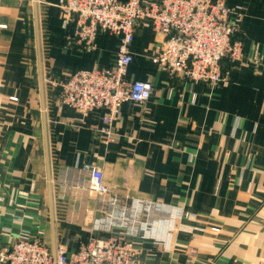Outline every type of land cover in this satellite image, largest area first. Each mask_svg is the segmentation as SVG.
Instances as JSON below:
<instances>
[{"label": "crops", "instance_id": "0c3cea01", "mask_svg": "<svg viewBox=\"0 0 264 264\" xmlns=\"http://www.w3.org/2000/svg\"><path fill=\"white\" fill-rule=\"evenodd\" d=\"M59 1L0 6V250L29 236L71 255L106 239L92 230L110 212L97 195L56 202L52 189L88 181L84 169L96 167L121 207L144 200L182 211L181 220L161 215L169 221L144 229L134 245L141 264H264V0H227L233 18H243L244 54L258 64L223 62L228 81L216 86L154 65L157 35L138 25L126 80L150 82L153 95L143 106L123 105L112 141L102 133L105 111L82 118L44 93L42 68L62 81L105 70L120 45L99 34L95 51H83Z\"/></svg>", "mask_w": 264, "mask_h": 264}, {"label": "built area", "instance_id": "2783aa9c", "mask_svg": "<svg viewBox=\"0 0 264 264\" xmlns=\"http://www.w3.org/2000/svg\"><path fill=\"white\" fill-rule=\"evenodd\" d=\"M57 7L64 17L75 21L74 40L87 53L95 51L99 34L120 38L116 63L108 69L78 71L66 81L44 71V84L60 91L61 105L82 118L106 112L103 122L109 129H102V133L107 141L113 140L110 127L123 105L143 106L153 95L150 82L126 80L133 63L130 47L138 25L152 26L157 35L151 62L183 81L222 84V61L234 63L242 55L240 44L237 39L234 41L237 29L229 23L233 13L223 0H60ZM6 29L0 26V30ZM9 101L17 103L18 99ZM84 173L88 181H65L59 187H73L77 196L85 200L97 195L102 209L110 212L104 211V216L92 223V230L93 234L107 238L90 239L69 255L63 245H57L52 252L40 237L22 236L0 250V264H141V252L134 245L144 238V229L150 232L155 225L169 221L158 218L161 215L173 213L178 220L182 218L181 210L151 201L132 200L128 208L121 207L105 185L101 170L86 167ZM153 219L156 222L151 223ZM167 225L173 233L175 219Z\"/></svg>", "mask_w": 264, "mask_h": 264}, {"label": "rangeland", "instance_id": "374dc122", "mask_svg": "<svg viewBox=\"0 0 264 264\" xmlns=\"http://www.w3.org/2000/svg\"><path fill=\"white\" fill-rule=\"evenodd\" d=\"M27 1V0H26ZM213 1V0H212ZM216 1H218V0H216ZM223 1H225V2H227V0H223ZM12 2H17V1H12ZM18 3H21V2H18ZM226 5H227V3H226ZM0 6H1V4H0ZM229 23H230V25H232L233 27H236V29H237V32H236V37H235V39H234V41H236V39H237V42L240 44V47H241V49H242V55H241V58L239 59V60H237V61H235L234 63L233 62H231V61H229V60H223L222 61V63H221V66H222V64H223V62H225L226 64H228V67L229 68H231V67H235V66H237V64H240L241 66H243V67H257V64H258V61L257 60H255V59H252V60H249V59H247V57L245 56V54H244V41H243V33H242V31H241V28H239L240 27V25H242V23H243V18H242V16H237V17H234L233 18V15H231L230 16V18H229ZM7 27V26H6ZM42 74H43V83H44V71L46 70V71H48L47 69H43L42 68ZM222 73H223V76H224V71H223V67H222ZM175 78H177V77H175ZM224 78H225V81H224V83H226L227 81H228V79H227V77L226 76H224ZM179 79V78H178ZM181 80V79H180ZM183 81V80H182ZM184 82H187V81H184ZM191 83V82H190ZM194 84H197V83H194ZM223 84V83H222ZM45 85V91H44V93L46 94V91L47 92H49V95L51 94V92L53 91L54 92V94L56 93V100L58 101V99H59V96H60V91L59 92H56V89L55 88H52V89H49V88H47L46 86H47V84L45 83L44 84ZM200 85H205V86H216V85H209V84H200ZM218 85H220V84H218ZM51 91V92H50ZM59 102V101H58ZM74 183H76V182H74ZM52 189H53V192H54V196L56 197V199L58 198V199H60V201H62V200H64V199H69L70 197L73 199V200H75V196H77V194L74 192V190H73V187L72 188H63V187H59V185L58 184H56V183H54V185H52ZM112 192V191H111ZM112 194H113V192H112ZM114 195V194H113ZM116 195V194H115ZM114 195V196H115ZM116 197H117V199H118V201H119V203H118V205L119 206H121L120 204H122V201L119 199V197L116 195ZM81 198V197H80ZM55 200L56 202H58L59 200ZM90 199V198H89ZM77 201V200H76ZM142 201H144V200H142ZM64 202V201H63ZM150 202V201H149ZM126 203H130V201H128V202H126V201H124V205L126 204ZM159 204H162V203H159ZM162 205H165V204H162ZM166 206H168V205H166ZM158 218H160V217H158ZM153 222H156V220L155 219H153V220H151V223H153ZM147 223L149 224L150 223V220L149 221H147ZM142 232H143V230H142Z\"/></svg>", "mask_w": 264, "mask_h": 264}]
</instances>
